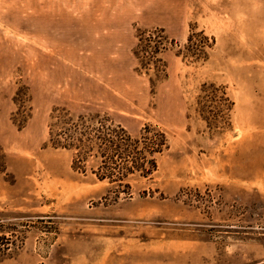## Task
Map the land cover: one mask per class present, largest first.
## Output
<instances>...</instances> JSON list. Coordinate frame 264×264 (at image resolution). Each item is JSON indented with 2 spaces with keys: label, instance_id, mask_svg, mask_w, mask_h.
Wrapping results in <instances>:
<instances>
[{
  "label": "rangeland",
  "instance_id": "374dc122",
  "mask_svg": "<svg viewBox=\"0 0 264 264\" xmlns=\"http://www.w3.org/2000/svg\"><path fill=\"white\" fill-rule=\"evenodd\" d=\"M155 30L157 77L133 56ZM197 33L199 64L178 56ZM202 85L231 104L221 128ZM54 109L168 149L116 199L50 146ZM0 264H264V0H0Z\"/></svg>",
  "mask_w": 264,
  "mask_h": 264
},
{
  "label": "trees",
  "instance_id": "16d2710c",
  "mask_svg": "<svg viewBox=\"0 0 264 264\" xmlns=\"http://www.w3.org/2000/svg\"><path fill=\"white\" fill-rule=\"evenodd\" d=\"M162 34L161 30L139 31L133 50L140 70H153L155 77L162 72V64L157 57L167 49L168 43ZM206 48L207 40L202 33L193 34L178 56L199 64L206 60ZM196 106L209 128H221L226 124L231 104L222 90L202 85ZM52 121L50 146L71 152L74 170L85 173L88 165L92 164L91 173L99 182L114 187L116 199L120 194L129 195L128 177L149 178L156 171V157L168 149L163 132L146 126L138 135L132 136L107 114L87 113L72 118L67 110L54 109Z\"/></svg>",
  "mask_w": 264,
  "mask_h": 264
}]
</instances>
